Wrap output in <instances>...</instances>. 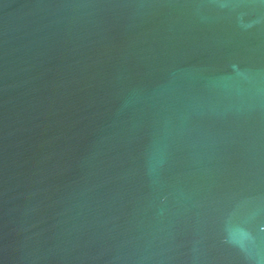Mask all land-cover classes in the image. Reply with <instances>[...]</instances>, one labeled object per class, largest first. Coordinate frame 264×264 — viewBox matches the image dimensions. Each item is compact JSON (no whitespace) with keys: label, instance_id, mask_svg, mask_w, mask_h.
Returning <instances> with one entry per match:
<instances>
[{"label":"water","instance_id":"1","mask_svg":"<svg viewBox=\"0 0 264 264\" xmlns=\"http://www.w3.org/2000/svg\"><path fill=\"white\" fill-rule=\"evenodd\" d=\"M0 264H264V0H0Z\"/></svg>","mask_w":264,"mask_h":264}]
</instances>
